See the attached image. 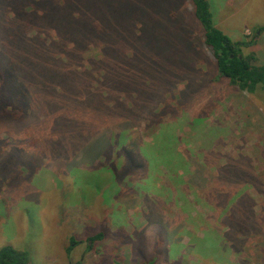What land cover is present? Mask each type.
Segmentation results:
<instances>
[{
    "label": "trees",
    "instance_id": "16d2710c",
    "mask_svg": "<svg viewBox=\"0 0 264 264\" xmlns=\"http://www.w3.org/2000/svg\"><path fill=\"white\" fill-rule=\"evenodd\" d=\"M188 1L212 57L202 60L204 64L207 61V66L214 65L204 77H199L196 65L200 54H196L195 46L189 60L190 55L180 53L185 46L181 41L178 45L171 42L158 47L146 41L138 29L133 31L139 32L135 35L141 37L138 42L110 37L125 28L120 17L127 18L129 26L139 24L129 22L135 0H0V118L4 121L3 132L7 133L0 144L22 158L28 156L27 151L36 152L38 156L33 161L39 163L48 149L41 139L49 133V144L46 143L50 154L63 152L71 165H84L92 171L107 166L120 183L128 176L147 178L150 166L159 172L163 168L179 169L186 163V170L190 171L188 182L197 188L194 196L198 200L202 192L219 215L228 217V226L242 233L238 249L244 252V246L262 233L254 212V198L241 187L245 183L258 186L259 178L250 171L252 165L246 158L228 160L218 174L209 170V162L221 154L216 151L218 142L226 138L223 134L230 129L222 120H210L215 97L208 104H203V98L213 91L217 93V88L225 84L256 95L259 89L264 90V65L258 64L254 53L244 52L246 43L234 41L215 25L210 0ZM85 14L89 16L85 18ZM98 21L104 25L101 32L91 28L98 26ZM86 24L90 27L86 28ZM53 33L58 39L55 37L48 44L43 37L49 34L50 39ZM94 33L99 36L92 37ZM73 43L77 48H69ZM142 44L151 50L143 52ZM91 45L102 48L105 55L100 61L92 60L91 69H83L84 51ZM121 45L124 48L119 49ZM65 55L67 61L62 58ZM183 58L190 61L191 67L185 72L180 69L179 77L171 66L179 65ZM93 82L96 87H92ZM201 104L205 108L200 109L198 122L193 115ZM169 117L173 120L168 121ZM183 121L201 124L196 127V139L201 143L198 154L193 153L189 163L176 152L177 143L173 145L170 139L166 143V137L161 139V131L167 125ZM144 124L146 127H142ZM138 128H152L150 132L159 135L158 141L146 143ZM210 132L217 138L207 139ZM176 139L180 137L176 135ZM89 151L94 155L90 157ZM115 159L125 162L124 169L116 171ZM82 178L86 180L88 176ZM134 192L136 188L131 186V193ZM167 193V201L149 197L165 205L173 204L180 214V228L187 229L186 200L178 201L182 205L179 210L173 203L177 202L175 193L183 196L170 186ZM252 216L256 222L248 225L247 218ZM103 238V232L90 237L88 248ZM234 239L231 237L232 244ZM79 244L73 242L67 254L71 255ZM255 249L260 259L264 258V244L260 248L253 246L252 251ZM157 259L155 254L148 264H156ZM0 264H30V256L27 251L6 246L0 250Z\"/></svg>",
    "mask_w": 264,
    "mask_h": 264
},
{
    "label": "rangeland",
    "instance_id": "374dc122",
    "mask_svg": "<svg viewBox=\"0 0 264 264\" xmlns=\"http://www.w3.org/2000/svg\"><path fill=\"white\" fill-rule=\"evenodd\" d=\"M210 2L215 25L234 41L246 43L248 47L244 52L254 53L259 59L258 64L264 65V0ZM132 7L129 22L139 24L129 26L128 19L120 17L125 28L121 32L111 33L110 37H121L130 43L138 42L141 37L135 35L139 32L133 33L138 29L146 41L158 47L171 42L178 45L181 41L185 46L180 53L190 55L189 60L195 52L192 46L197 49L196 54H200L196 65L199 77L213 71L214 65L207 66V61L204 64L205 60H202L212 57L204 46L203 33L193 16L190 1L135 0ZM84 16L87 18L89 15ZM85 27L89 28L90 25L86 24ZM103 27L100 22L98 26H91L96 32H101ZM144 27L147 31H144ZM91 36L96 38L99 35L94 33ZM55 37L58 39L53 33L50 39L49 34L43 38L51 44ZM69 48L75 49L77 45L70 44ZM141 50L147 53L151 48L142 44ZM104 55L102 48L91 45L84 51L81 68L91 69V61H100ZM62 58L67 61L66 55ZM190 65V61L183 58L179 65L171 68L181 77L180 69L185 72ZM96 86L97 83L93 82L92 87ZM183 88L184 85L181 86ZM217 89V93L213 91L210 96H204L203 104H208L215 97L213 101L216 106L210 120H222L230 130L223 134L226 138L218 142L216 151L221 154L212 158L208 168L218 174L221 166L228 165V160L246 158L252 165L250 171L257 173L259 178L258 186L245 183L241 187L254 198V212L262 233L244 246V252L238 249L242 233L228 226V217L219 215L202 192L200 199L194 196L193 191L196 192L197 188L191 187L188 182L190 171L186 170V163L179 166L180 170L163 168L159 170L160 173L150 166L147 178L128 176L120 183L107 166L92 171L91 167L71 165L63 152L50 154L47 145L49 133L41 139L48 149L39 163L33 161L38 156L36 152L26 150L28 156L22 158L19 153L11 152L0 144V250L12 246L27 251L30 264L79 261L83 264H148L155 254L158 256L156 264H264V258L260 259L257 249L252 251L253 246L260 248L264 244V90L259 89L256 95H251L226 84ZM123 96L126 97L125 92ZM198 108L193 119L199 122L197 116L201 113L200 109L205 107L201 104ZM169 120L173 119L169 117ZM0 121V139L4 140L7 133L3 132V119L0 118ZM199 125L185 121L169 124L161 131V139L166 137V143L169 139L173 145L177 143L176 152L189 163L190 156L198 154L201 144L196 139V127ZM142 127H146V124ZM143 129L137 130L143 140L155 144L159 135L152 134V128ZM176 135L180 140L177 141ZM209 135L207 139L217 138L215 133L210 132ZM18 136L21 138V135ZM87 153L90 157L94 155L91 151ZM114 165L118 172L124 169L125 162L115 159ZM82 175L88 178L84 180ZM127 185L130 186L127 188ZM131 186L136 188L134 194L131 193ZM167 186L183 196L175 193L177 202L173 203L179 210L182 205L178 201L186 200L184 208L188 210L184 213V223L188 222L187 229L180 228V214L173 204L165 205V202L163 204L158 202L159 199L149 197L166 198L167 201ZM256 219L248 217V225H253ZM176 226L179 230H175ZM101 232L104 238L89 249V238ZM231 237H235L233 244ZM73 242L80 244L68 255L66 251Z\"/></svg>",
    "mask_w": 264,
    "mask_h": 264
}]
</instances>
